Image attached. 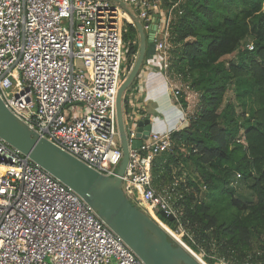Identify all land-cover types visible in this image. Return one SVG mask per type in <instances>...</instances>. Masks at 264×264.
Instances as JSON below:
<instances>
[{"label": "built area", "instance_id": "2783aa9c", "mask_svg": "<svg viewBox=\"0 0 264 264\" xmlns=\"http://www.w3.org/2000/svg\"><path fill=\"white\" fill-rule=\"evenodd\" d=\"M118 1L138 15L145 32L163 3ZM183 1H171L163 16L158 14L155 53L135 81L139 79L140 90L141 78L156 67L166 78L172 76L171 23ZM124 23L135 28L125 10L109 0H0V99L38 136L106 177L117 176L123 156L116 95L125 77ZM169 84L182 112L176 127L180 130L195 114L196 104H191L183 84ZM132 90L123 97L128 163L122 191L165 232L161 224H166L154 212L172 216L177 226L173 231L180 230L182 239L186 233L177 204L182 198L178 183L159 190L151 173L155 158L171 150L172 132L151 130L147 140L133 148L137 122L147 116L138 110L139 92ZM200 256L204 260L206 255ZM0 264L144 263L78 194L0 139ZM222 264L252 263L248 257Z\"/></svg>", "mask_w": 264, "mask_h": 264}, {"label": "trees", "instance_id": "16d2710c", "mask_svg": "<svg viewBox=\"0 0 264 264\" xmlns=\"http://www.w3.org/2000/svg\"><path fill=\"white\" fill-rule=\"evenodd\" d=\"M176 11L170 72L187 83L197 103L188 125L171 133V150L155 158L152 183L161 190L177 181L182 240L194 252L213 248L225 260L249 257L264 264V254L254 255L252 245L264 232V0H185ZM249 38L251 50L242 46ZM122 40L128 73L138 51L130 23H124ZM230 87L241 113L234 103L224 104ZM180 102L186 106L183 97ZM241 184L253 201L237 198Z\"/></svg>", "mask_w": 264, "mask_h": 264}, {"label": "water", "instance_id": "95a60500", "mask_svg": "<svg viewBox=\"0 0 264 264\" xmlns=\"http://www.w3.org/2000/svg\"><path fill=\"white\" fill-rule=\"evenodd\" d=\"M130 16L136 30L138 51L135 60L122 80L116 95V116L122 159L116 177H106L61 151L46 139L38 136L17 119L0 99V139L17 149L55 179L78 194L98 216L132 249L144 264H200L193 254L181 245L173 246L167 233L148 215L133 205L121 188V177L128 163V144L123 121V97L130 89L143 62L155 53L154 36L158 31L160 15L153 17L147 32L138 15L118 0ZM153 127L151 118L137 122V141L133 148L147 140ZM160 216L173 222L172 216Z\"/></svg>", "mask_w": 264, "mask_h": 264}, {"label": "crops", "instance_id": "0c3cea01", "mask_svg": "<svg viewBox=\"0 0 264 264\" xmlns=\"http://www.w3.org/2000/svg\"><path fill=\"white\" fill-rule=\"evenodd\" d=\"M171 1L173 0H168L169 3ZM163 5V3L160 5L155 15L163 16L166 10ZM146 61L143 63L145 64ZM136 78L130 88L133 89L132 91L136 88V91L139 92L138 110L147 116L146 118H151L153 121L152 130L160 133L177 131L176 127L182 118V112L169 91V83L180 82L183 84V81L173 76L169 80L158 67L155 68V71L148 72L144 79L141 78V90L137 88L139 79L135 83Z\"/></svg>", "mask_w": 264, "mask_h": 264}, {"label": "rangeland", "instance_id": "374dc122", "mask_svg": "<svg viewBox=\"0 0 264 264\" xmlns=\"http://www.w3.org/2000/svg\"><path fill=\"white\" fill-rule=\"evenodd\" d=\"M176 14H178V12H176ZM175 16V14H174ZM251 38L247 39V41L242 45L243 47L245 46H248V45H252V42H251ZM234 59V56L231 55V56H226L223 61L228 64L230 61H232ZM124 67H123V75L126 76L127 73H126V66H128L127 62H126V58H124V63H123ZM122 75V76H123ZM124 79V78H123ZM183 90L185 93H188L190 96V102L191 104L194 103V105L197 103V97H196V94L194 92H192L189 88H188V85L187 83H183ZM226 101H230L231 103H234V105L236 106V110L238 113H241L242 109L239 105H237L236 101H235V94H234V89L233 87H230L229 91L226 93L225 97H224V104ZM82 108V107H81ZM116 143L118 144V139L116 138ZM235 193H236V196L237 198L239 197H242V198H245L247 200H254L251 192L249 190H247L245 188V186L243 184L237 186L235 188ZM155 216L161 221V222H164L163 218L160 216L159 214V211H156L154 212ZM165 229L168 228V227H165L163 224H161ZM171 228V227H169ZM183 230V229H182ZM173 234H172V232ZM180 231V230H179ZM179 231H173L171 229H166V232L169 233L168 237L171 238V240L175 241L178 245H181L183 247H185L191 254H195L197 256H199L201 259L202 257L200 256L205 254V255H208L210 256L212 259H218V261H215L216 263L215 264H222L223 262L224 263H228L229 260H224L222 257H220L218 255V253H216L213 248L210 249V251H206V250H202L200 249V252H194L192 251L185 243L184 241L181 239V234ZM184 231V230H183ZM190 238L194 239V236L190 235L189 236ZM252 245H253V254L256 255V256H259L261 254H264V232H262V234H260V236H257L255 235V237L252 239ZM211 259V260H212ZM198 260V259H197ZM214 261V260H213ZM232 261V260H230ZM198 262L200 264H208L207 261L204 259H202V262L198 260ZM213 264V263H212Z\"/></svg>", "mask_w": 264, "mask_h": 264}, {"label": "bare ground", "instance_id": "6f19581e", "mask_svg": "<svg viewBox=\"0 0 264 264\" xmlns=\"http://www.w3.org/2000/svg\"><path fill=\"white\" fill-rule=\"evenodd\" d=\"M172 232V231H171ZM172 234H173V232H172ZM195 257H196V259H198L199 261H201V263H203L202 262V259L199 257V256H197V255H195V254H193Z\"/></svg>", "mask_w": 264, "mask_h": 264}]
</instances>
